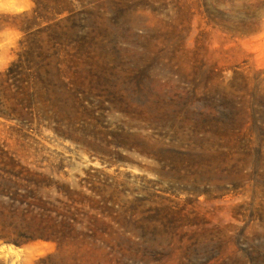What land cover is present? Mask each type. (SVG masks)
Wrapping results in <instances>:
<instances>
[{
    "label": "rangeland",
    "instance_id": "1",
    "mask_svg": "<svg viewBox=\"0 0 264 264\" xmlns=\"http://www.w3.org/2000/svg\"><path fill=\"white\" fill-rule=\"evenodd\" d=\"M0 264H264V0H0Z\"/></svg>",
    "mask_w": 264,
    "mask_h": 264
},
{
    "label": "trees",
    "instance_id": "2",
    "mask_svg": "<svg viewBox=\"0 0 264 264\" xmlns=\"http://www.w3.org/2000/svg\"><path fill=\"white\" fill-rule=\"evenodd\" d=\"M22 240L24 241L23 243H27V242H30V241H34V240H37L39 238H43V237H40V236H37V235H25V236H22L21 237Z\"/></svg>",
    "mask_w": 264,
    "mask_h": 264
}]
</instances>
